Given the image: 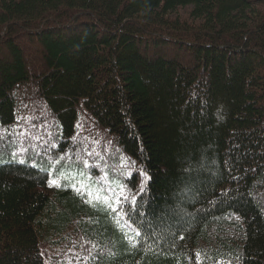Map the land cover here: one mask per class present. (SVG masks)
Wrapping results in <instances>:
<instances>
[{
    "label": "trees",
    "instance_id": "trees-1",
    "mask_svg": "<svg viewBox=\"0 0 264 264\" xmlns=\"http://www.w3.org/2000/svg\"><path fill=\"white\" fill-rule=\"evenodd\" d=\"M198 261L264 264V0H0V264Z\"/></svg>",
    "mask_w": 264,
    "mask_h": 264
},
{
    "label": "snow or ice",
    "instance_id": "snow-or-ice-1",
    "mask_svg": "<svg viewBox=\"0 0 264 264\" xmlns=\"http://www.w3.org/2000/svg\"><path fill=\"white\" fill-rule=\"evenodd\" d=\"M57 183V181H55V180H53V181H50V186L52 185V184H56ZM142 190V189H141ZM88 195L91 197L92 196V192L90 191V190H88ZM95 199L96 200H101V199H103V201L105 202V203H107L108 205H109V207H111V203H110V201H109V199L105 196V197H101V195H100V193L99 192H97V194H96V196H95ZM133 199H135L134 197H133ZM117 203H119V201H117ZM113 211H115V209H113ZM117 215H121L120 213H117ZM129 227H130V225H129ZM133 231H135V230H133ZM135 235L136 236H139L140 235V232L139 231H135ZM126 239H128L130 242L133 240V237L132 236H128V235H126V237H125ZM199 257V253H197V258ZM198 264H199V261H198Z\"/></svg>",
    "mask_w": 264,
    "mask_h": 264
},
{
    "label": "rangeland",
    "instance_id": "rangeland-1",
    "mask_svg": "<svg viewBox=\"0 0 264 264\" xmlns=\"http://www.w3.org/2000/svg\"><path fill=\"white\" fill-rule=\"evenodd\" d=\"M29 121H30V119H29V116H28V115H24V116H22V117L20 118V120H19V124L16 126V131H17L18 133H20V134L23 135V134L25 133V129H24L23 125H24L25 123L29 122ZM58 252H60V251H58ZM52 256H53V255L50 256V259L52 258ZM66 262H67V261H66ZM67 263H69V261H68Z\"/></svg>",
    "mask_w": 264,
    "mask_h": 264
}]
</instances>
